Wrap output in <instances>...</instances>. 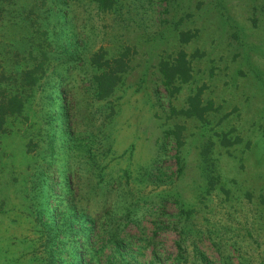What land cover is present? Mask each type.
<instances>
[{"label":"rangeland","instance_id":"obj_1","mask_svg":"<svg viewBox=\"0 0 264 264\" xmlns=\"http://www.w3.org/2000/svg\"><path fill=\"white\" fill-rule=\"evenodd\" d=\"M93 57L123 69L102 99ZM9 94L0 264H264V0H0Z\"/></svg>","mask_w":264,"mask_h":264},{"label":"trees","instance_id":"obj_2","mask_svg":"<svg viewBox=\"0 0 264 264\" xmlns=\"http://www.w3.org/2000/svg\"><path fill=\"white\" fill-rule=\"evenodd\" d=\"M94 3L97 4V7L101 9H109L112 6V0H92ZM180 39L183 40L184 33L180 34ZM96 57V55H95ZM93 65H95L97 68L99 67L100 71L97 74L93 75V81L95 83V91L97 94V97L99 99L105 98L112 92L113 88L115 87L117 83V72L122 71L121 61L119 58L110 60H104V61H98L96 58L91 59ZM185 55L182 51H179L176 56L170 61H160L159 62V70L163 76V82L166 85H169L174 80H179L181 82H184L189 77V69L186 65ZM114 66V67H112ZM30 74H33L32 71L25 72V77H28L30 79H26L28 84L33 83L37 77L30 76ZM22 108V100L20 97H18L16 94H9L3 103H0V118L1 116L5 114H12V113H18L20 112ZM196 108V107H194ZM186 115H190L192 112L190 110H183L181 111ZM177 138V133H175ZM54 210H52V218L54 214ZM67 214L68 217L75 222L81 223L82 226V233L84 235V238L87 239L88 233L91 230V220L88 219L85 213L82 211H79L78 209H75L72 204H67ZM67 223V222H66ZM62 232V231H61ZM88 244L86 241L82 243V245ZM85 254V250L82 249L80 251H76L74 256L77 258L78 264H87L86 260H84L85 257L83 255ZM81 255V256H80ZM90 260V258L88 259Z\"/></svg>","mask_w":264,"mask_h":264}]
</instances>
